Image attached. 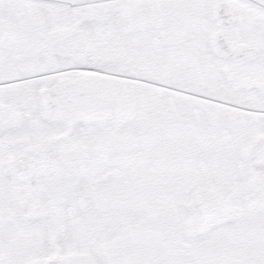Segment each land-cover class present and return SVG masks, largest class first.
I'll use <instances>...</instances> for the list:
<instances>
[{
    "label": "snow or ice",
    "instance_id": "6c2138e0",
    "mask_svg": "<svg viewBox=\"0 0 264 264\" xmlns=\"http://www.w3.org/2000/svg\"><path fill=\"white\" fill-rule=\"evenodd\" d=\"M0 264H264V0H0Z\"/></svg>",
    "mask_w": 264,
    "mask_h": 264
}]
</instances>
